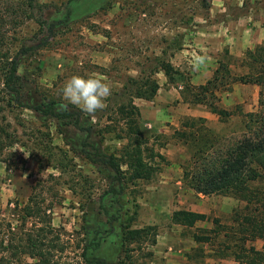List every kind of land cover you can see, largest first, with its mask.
<instances>
[{
  "label": "rangeland",
  "instance_id": "1",
  "mask_svg": "<svg viewBox=\"0 0 264 264\" xmlns=\"http://www.w3.org/2000/svg\"><path fill=\"white\" fill-rule=\"evenodd\" d=\"M23 1L0 0V58L16 60L21 92L20 104L11 100L13 94L0 102V219L10 223L16 233L32 228L35 221L38 227L50 229L58 245L53 258L59 264H89L80 257L85 241L92 243L87 252L91 264H165L168 260L169 264H238L233 254L241 245L233 219L246 203L223 193H197L187 185L183 172L194 166L199 148L213 143L211 154L224 152L251 131L248 115L259 110L261 87L247 84L237 90L238 82L224 80L203 97L230 115L223 119L207 105H197L210 115L200 121L198 112L185 114L180 105H191L189 92H182L198 86L191 81L195 65L184 59L171 62L178 71L174 81L162 71L155 72L163 89L180 85L181 97L169 102L165 113L160 112L159 120L164 121L166 114L168 132L153 134L141 117L148 139L144 156L156 170L149 180L128 182L121 196L106 193L115 185L112 173L90 161L91 148L81 146L85 133L66 120L23 106L52 103L63 110L70 103L63 99L62 88L72 76L106 77L111 85L106 106L94 115L84 112L82 124L89 125L87 119H91L92 130L104 137L101 142L94 134L92 142L105 153L120 157L127 140L114 138L124 126L114 112L116 104L124 101L123 94L129 93L128 78L157 70V57L171 61L190 40L183 27L204 15L210 0H35L32 16ZM245 1V8L228 1L232 15L264 7V0ZM26 47L33 48L22 54ZM242 61L225 58L227 64H233L232 75L247 71ZM233 91L240 97L225 105ZM156 153L164 158H157ZM258 186L264 187V183ZM25 207L38 211L39 218L27 217L23 226ZM178 209L203 213L208 220L193 227L174 224L171 216ZM106 213L119 220L110 224ZM130 215L133 229L155 226L157 236L169 231L171 238L158 253L151 244L153 234L138 244H122L121 222ZM193 233L210 240L196 243ZM245 245L262 249L264 240ZM21 259L22 264L35 261L22 255Z\"/></svg>",
  "mask_w": 264,
  "mask_h": 264
},
{
  "label": "trees",
  "instance_id": "2",
  "mask_svg": "<svg viewBox=\"0 0 264 264\" xmlns=\"http://www.w3.org/2000/svg\"><path fill=\"white\" fill-rule=\"evenodd\" d=\"M21 4L27 10L28 15L32 16L35 0H25ZM32 48L26 47L20 52L26 54ZM155 62L157 70L145 76L128 78L129 93L123 94L121 98L124 101L115 106L114 113L120 116L124 126L115 134L114 138L127 140L121 150L120 157L105 153L100 146L92 142L94 134L99 136L101 142L104 141V137L101 132L92 130L91 119H87L90 121L89 125L82 124L86 119V115H84L86 113L81 108L68 104L66 108L59 111L52 103L35 106L23 105L44 116L66 120L76 130L85 133L81 146L91 148L92 153H89L91 162L104 165L112 173L115 185L111 186L106 193L113 196H121L128 182L151 179L156 170L144 156L145 150H148L146 147L148 139L140 124L141 112L135 104V99L152 100L156 96L160 84L154 77L155 72L162 71L169 81H174V76L178 74V71L169 60L157 57ZM242 67L246 68L245 73L232 75L229 64L220 61L212 79L203 85L188 87L187 91L182 92L183 95L189 92L191 96L189 103L207 105L211 113L224 119L230 115V111L219 108L214 103H207L203 95L210 92V89H215L223 84L224 80L261 87L258 99L259 110L248 115L251 131L242 135L224 152L221 150L211 154L210 150L214 149L213 143L204 149L199 148L198 151H201L198 158L193 157L194 166L189 171L185 168L183 174L187 185L197 193L204 195L223 193L246 203L244 210L237 212L233 219L237 225L235 236L241 245L233 254V258L238 264H264V247L257 249L254 245H245L248 241L264 240V187L258 186L264 183V45L247 50ZM19 82L20 76L16 60L11 57L0 58V102L8 94H13L11 100L17 104L21 103ZM198 120L205 121L202 117ZM155 156L159 159L164 158L161 153H156ZM25 210L27 213L22 218L23 226L26 224L27 217L39 218V212L32 207L27 209L25 207ZM106 216L110 224L119 220L117 215L106 213ZM132 218L133 216L130 215L121 222L122 244L125 246L138 244L153 234L154 239L151 240V244L154 245L156 243L155 236H157L156 227L145 226L133 229L131 228ZM171 220L174 224L193 227L198 221L208 220V217L203 213L178 209L172 213ZM37 223L35 221L32 228H25L26 230L22 233L18 230L16 233L10 223H5L0 219V264H22L21 255L35 260L29 263L26 261L25 264H59L53 258L54 253L58 251L56 249L58 245L50 236L51 230L46 227H38ZM227 234L225 233L224 236H228ZM192 236L196 243L209 242L210 240V237L199 236L196 233H193ZM91 244L85 241L80 254L82 260L89 264L93 262L87 259V252L91 248ZM18 261L19 263H17ZM95 262L106 264L105 261Z\"/></svg>",
  "mask_w": 264,
  "mask_h": 264
},
{
  "label": "crops",
  "instance_id": "3",
  "mask_svg": "<svg viewBox=\"0 0 264 264\" xmlns=\"http://www.w3.org/2000/svg\"><path fill=\"white\" fill-rule=\"evenodd\" d=\"M228 1L210 0L205 14L196 16L193 19L195 23H191L188 28L186 26L183 27V30H186L185 32L190 33V40L173 55L171 62L184 59L194 64L195 68L192 72L191 81L195 85H203L212 79L220 61L225 62L227 57H232L233 59L241 58L243 60L247 50L264 43V7L259 10L250 8L236 16L230 12ZM255 1L257 0H251V2ZM233 2L232 6L236 5L238 8H245V0H233ZM232 65L230 64L229 68ZM235 86L238 88L237 90H242L248 85L238 82ZM178 88H181V86L179 85ZM178 88L163 89L160 87L152 100L135 99V104L140 109L142 120L145 121L147 126L149 125L153 134L168 132V127L165 123L167 121L166 114L163 116L164 121H162L159 120L160 112L165 113L166 105L181 97L177 90ZM228 95L225 105L233 104L234 99L240 97L236 91ZM180 105L181 107L183 106L185 114L195 115V112H198L202 118L210 116L209 112L202 111L196 107L201 104L190 105L186 103ZM175 125L178 126L177 124ZM170 238L169 231L159 234L154 246L155 253H158ZM165 264H169V260Z\"/></svg>",
  "mask_w": 264,
  "mask_h": 264
},
{
  "label": "clouds",
  "instance_id": "4",
  "mask_svg": "<svg viewBox=\"0 0 264 264\" xmlns=\"http://www.w3.org/2000/svg\"><path fill=\"white\" fill-rule=\"evenodd\" d=\"M106 81V77L94 74L87 78L74 75L64 84L62 97L89 115H94L97 110H102L106 106L105 101L111 95V85Z\"/></svg>",
  "mask_w": 264,
  "mask_h": 264
}]
</instances>
